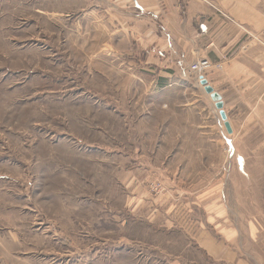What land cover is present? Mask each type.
<instances>
[{"label":"rangeland","instance_id":"1","mask_svg":"<svg viewBox=\"0 0 264 264\" xmlns=\"http://www.w3.org/2000/svg\"><path fill=\"white\" fill-rule=\"evenodd\" d=\"M106 1L0 0V264H171L206 204L237 232L234 264H264V127L224 151L197 78L127 60ZM176 144L171 183L153 162Z\"/></svg>","mask_w":264,"mask_h":264},{"label":"crops","instance_id":"2","mask_svg":"<svg viewBox=\"0 0 264 264\" xmlns=\"http://www.w3.org/2000/svg\"><path fill=\"white\" fill-rule=\"evenodd\" d=\"M106 2L123 18L119 25L129 43L130 55L126 59L135 61L141 68H148L159 76V80L169 79L167 76L171 75H187V67L195 52L207 57L210 66L204 70L203 76L221 95L231 133L226 131L218 109L203 85L199 80L193 84L215 113L216 143L224 151L226 147L231 148L228 153L234 155L236 146L226 144L231 142L233 145L235 137L249 136L254 128L264 127V38L261 35L264 30V0ZM176 85L177 82L171 81L153 83L155 89ZM179 85L185 86V89L189 86L183 83ZM183 105L186 110H191L193 98H186ZM186 121L189 122V114ZM190 128L193 130L192 124ZM199 133L208 141V129ZM178 151L184 153L185 149L179 144L160 148L158 153L166 155L164 160L168 158V161L162 162V156L158 162H153L156 171L171 183L174 178H185L182 173L186 169L184 158L174 168L179 171L176 176L169 163ZM198 183L202 192L209 181L200 178ZM193 186L190 185L192 189ZM200 192L196 193L197 201H210L208 194ZM212 198L220 199L219 196ZM160 200L156 198L154 201L157 203ZM216 207L219 209H209L207 204L204 206V223L190 230L193 241H188L183 251L173 255L171 264H234L238 259L234 243L236 230L225 225L226 212L217 204ZM189 249L194 252L190 258L186 257ZM236 263L240 264V261Z\"/></svg>","mask_w":264,"mask_h":264},{"label":"water","instance_id":"3","mask_svg":"<svg viewBox=\"0 0 264 264\" xmlns=\"http://www.w3.org/2000/svg\"><path fill=\"white\" fill-rule=\"evenodd\" d=\"M199 82L200 84L203 85L205 92L209 94L212 101H214V106L218 109L220 119L223 121L226 131L228 133H231L232 128L227 119L226 113L223 109V102H222L221 95L217 91L214 90V88L208 83L207 79L203 75L199 76Z\"/></svg>","mask_w":264,"mask_h":264},{"label":"built area","instance_id":"4","mask_svg":"<svg viewBox=\"0 0 264 264\" xmlns=\"http://www.w3.org/2000/svg\"><path fill=\"white\" fill-rule=\"evenodd\" d=\"M261 35L264 38V30L261 31ZM210 66V62L207 57L200 55L198 52L193 53L191 62L187 67V73L194 75L197 80L199 76L203 75L206 68Z\"/></svg>","mask_w":264,"mask_h":264},{"label":"trees","instance_id":"5","mask_svg":"<svg viewBox=\"0 0 264 264\" xmlns=\"http://www.w3.org/2000/svg\"><path fill=\"white\" fill-rule=\"evenodd\" d=\"M42 80H43V81L45 80L47 83H48V82H52V83H53V81H54L53 77H50V76H44V77L42 78Z\"/></svg>","mask_w":264,"mask_h":264}]
</instances>
